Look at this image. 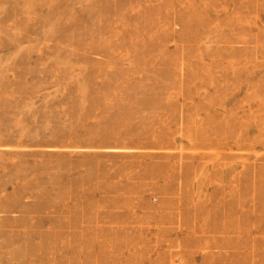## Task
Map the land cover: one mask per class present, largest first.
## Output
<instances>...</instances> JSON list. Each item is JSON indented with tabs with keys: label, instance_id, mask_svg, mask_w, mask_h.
<instances>
[{
	"label": "rangeland",
	"instance_id": "1",
	"mask_svg": "<svg viewBox=\"0 0 264 264\" xmlns=\"http://www.w3.org/2000/svg\"><path fill=\"white\" fill-rule=\"evenodd\" d=\"M0 264H264V0H0Z\"/></svg>",
	"mask_w": 264,
	"mask_h": 264
}]
</instances>
